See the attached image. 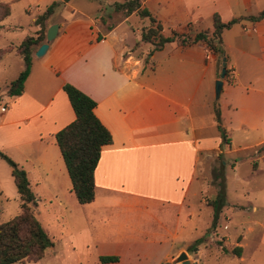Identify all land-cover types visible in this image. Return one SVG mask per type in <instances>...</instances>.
<instances>
[{
	"label": "crops",
	"instance_id": "crops-1",
	"mask_svg": "<svg viewBox=\"0 0 264 264\" xmlns=\"http://www.w3.org/2000/svg\"><path fill=\"white\" fill-rule=\"evenodd\" d=\"M17 1L0 0L11 7ZM38 1L27 0L26 11L32 4L39 7ZM140 1L162 23L164 35L212 31L214 14L223 23L235 19L221 32L223 52L212 50L206 59L203 41L168 42L152 51L153 45L140 37L129 45L121 28L139 15L134 12L98 33L103 26L98 12L58 24L46 53L37 57L39 45L34 48L22 93L10 95L8 85L24 67L15 46L36 34L34 23L33 34L2 47L13 49L0 58V152L25 170L37 207L63 210L71 252L78 243L96 264H180L175 259L182 252L190 264H264V151H257L264 144V16L254 18L264 10V0ZM7 17L0 31L11 29L3 23ZM148 25L142 20L135 32L141 34ZM223 56L227 72L216 98ZM65 82L95 101L94 113L112 137L94 170V199L84 204L71 190L55 140L75 118ZM216 104L228 144L217 128ZM243 150H253L263 162L253 163L252 181L240 182L249 199L228 202L225 218H235L236 232H210L212 215L206 233H193L190 221L209 204L204 193L213 199L218 190L210 162L222 153L223 171L226 164L235 170L228 155ZM0 166V196L17 197L20 212L11 167ZM233 177L239 179L237 173ZM204 236L196 249L188 250ZM234 247L239 255L231 251ZM100 256L118 259L102 263Z\"/></svg>",
	"mask_w": 264,
	"mask_h": 264
},
{
	"label": "trees",
	"instance_id": "trees-1",
	"mask_svg": "<svg viewBox=\"0 0 264 264\" xmlns=\"http://www.w3.org/2000/svg\"><path fill=\"white\" fill-rule=\"evenodd\" d=\"M68 1H53L44 12L36 16L34 23L39 26L36 34L27 35L15 46L16 53L23 59L24 67L8 85L7 90L10 95H19L23 91L24 82L31 68L33 50L36 46L45 42L44 38L46 39V30L41 32L45 20L54 12L60 2L65 3ZM111 7L113 11L122 14V17L114 25L134 12L140 17L149 18V25L141 30L140 40L151 43L153 45L152 51L161 49L168 42L175 41L184 46L203 41L214 52L222 53L221 32L235 22V19H233L223 23L219 16L214 14L212 31L201 30L194 34L171 31L169 35H164L162 23L147 8L142 7L140 0L114 2ZM10 9L9 2H0V21L10 14ZM263 16L264 10L254 18ZM114 25H111L108 29H111ZM101 38L102 36L98 35L96 39L100 40ZM12 49V46L1 48L0 58ZM62 88L68 96L75 118L55 134V140L71 181V190L80 204L89 203L94 199V170L100 157L101 148L110 144L112 137L108 129L95 115L94 107L96 103L92 98L68 82H65ZM215 120L222 143L228 144L229 139L225 128L222 126L218 104L215 106ZM257 151H264V144L259 146ZM0 158L6 160L10 165L11 174L20 198L19 214L0 223V264H13L25 260L37 262L42 258L44 251L53 246L54 242L37 217L36 197L30 189L25 170L2 152H0ZM214 184L218 188L217 194L213 199L208 200V203L213 207V219L210 229H215L220 208L225 204V182L222 164L220 170L214 173ZM205 239V236L197 239L188 247V250L196 249V246ZM231 251L237 255L240 254L237 247H234ZM117 259V256L99 257V261L102 263L116 261Z\"/></svg>",
	"mask_w": 264,
	"mask_h": 264
},
{
	"label": "rangeland",
	"instance_id": "rangeland-1",
	"mask_svg": "<svg viewBox=\"0 0 264 264\" xmlns=\"http://www.w3.org/2000/svg\"><path fill=\"white\" fill-rule=\"evenodd\" d=\"M27 0H18L11 7L10 15L4 20L3 23L11 25V29L7 31H0V48L6 46L8 43H19L23 34H33L37 29L34 24V19L37 14L42 13L53 1L60 0H40L38 1L39 7L32 4L33 8L31 12L26 11L25 2ZM124 0H69L68 2H60L54 12L45 22L44 28L41 32L47 31L49 23L52 24H66L73 19L83 18L88 19L95 16L98 12H101L100 22L103 24L101 31L98 33H104L111 25H114L120 17L121 12H115L112 10V4L114 2H122ZM83 12L81 15L79 12ZM103 20V22L101 21ZM142 20L148 23L149 18L145 17H132L121 29H124L126 34V42L132 45L137 38L141 37V34L135 32L137 26L142 24ZM133 29V30H132ZM189 32V31H188ZM193 36V35H192ZM45 40V38H44ZM138 45L134 46V49ZM14 57V56H11ZM20 59V58H17ZM221 63V60H219ZM223 62V60H222ZM221 71V70H220ZM253 150H243L238 152H231L228 158L232 159L236 164V169L232 170L229 164H226V171H223L225 182V204L220 208L218 219L215 225V229H210V232L216 231L219 236H229L236 232V226L233 223L234 217L226 220L230 207L228 202L244 203L249 199V195L243 190L241 183L248 184L252 181L254 174H252V165L254 162L257 165H262V158L258 155L255 156ZM2 159V158H1ZM224 156L219 153L210 162V172L217 173L221 168V161ZM228 159V160H229ZM0 163H4L6 166H10L4 159L0 160ZM20 166V165H19ZM21 167V166H20ZM22 168V167H21ZM1 170V166H0ZM235 173L238 174L239 179L233 177ZM258 175V174H257ZM210 200V192L204 193ZM19 199L15 197L7 200L0 196V222L6 221L19 213ZM197 215L193 216L190 224L194 222L195 229L193 233L199 234V232L206 233V227L211 224L209 219L213 215V207L210 204L203 206ZM37 217L42 226L48 231L54 241L52 247L47 248L41 259L37 262L25 260L23 262H16L13 264H96L93 255L86 254L85 249L75 244L74 253L71 252L66 240V235L69 234V227L63 220V210L54 209L53 207H45L40 205L37 207ZM227 223L229 229H224L223 225ZM190 232V231H188ZM233 239H230L227 243H233ZM229 246V245H228Z\"/></svg>",
	"mask_w": 264,
	"mask_h": 264
},
{
	"label": "water",
	"instance_id": "water-1",
	"mask_svg": "<svg viewBox=\"0 0 264 264\" xmlns=\"http://www.w3.org/2000/svg\"><path fill=\"white\" fill-rule=\"evenodd\" d=\"M58 28H59L58 24H51L48 27V29L46 31L45 42L41 43L35 51V55L37 57H40L46 53V51L49 47V42L52 41L57 35ZM222 60H223V62H222V68L220 71V78L215 81V86H214L216 98H218V96L220 94L221 87H222V78L225 76V73H226V57L223 56ZM175 260H176V262H178L180 264H190V261L187 258V255L185 252L180 253L176 257Z\"/></svg>",
	"mask_w": 264,
	"mask_h": 264
},
{
	"label": "built area",
	"instance_id": "built-area-1",
	"mask_svg": "<svg viewBox=\"0 0 264 264\" xmlns=\"http://www.w3.org/2000/svg\"><path fill=\"white\" fill-rule=\"evenodd\" d=\"M246 31H249V29H245ZM212 49L211 47L207 44V46L204 49V57L206 59H209L211 57ZM5 107H2L4 109Z\"/></svg>",
	"mask_w": 264,
	"mask_h": 264
}]
</instances>
